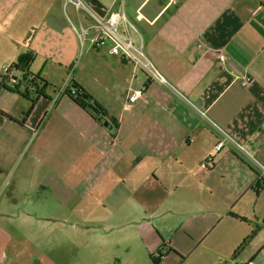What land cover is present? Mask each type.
Masks as SVG:
<instances>
[{"label":"crops","instance_id":"0c3cea01","mask_svg":"<svg viewBox=\"0 0 264 264\" xmlns=\"http://www.w3.org/2000/svg\"><path fill=\"white\" fill-rule=\"evenodd\" d=\"M97 1L163 81L81 46L63 0H0V84L27 53L48 84L29 113L0 85V264H264V0ZM74 61L108 126L63 94Z\"/></svg>","mask_w":264,"mask_h":264},{"label":"built area","instance_id":"2783aa9c","mask_svg":"<svg viewBox=\"0 0 264 264\" xmlns=\"http://www.w3.org/2000/svg\"><path fill=\"white\" fill-rule=\"evenodd\" d=\"M63 1L64 9L70 6L77 14L78 24L75 25L70 23V27L81 46L87 43L91 48L107 47L111 55H120L134 67L144 71L149 77L158 81H163L162 76L143 50L142 39L137 28L127 19L123 10L107 11L105 16L101 18L91 9L85 0ZM216 56L221 63L228 61V56L223 51H218ZM9 68L10 65L2 66L1 79H6L11 85H17L20 83V78L14 77L9 72ZM243 80L247 84L250 82V78L248 77L243 78ZM135 99V93L127 98L130 103ZM125 106L127 107L128 105L126 104ZM202 115L204 114L202 113ZM223 137L221 141L216 143V150L222 148L224 141H228L234 145L238 152L245 154L243 147L239 143H236L228 136ZM160 252L164 255L166 250L160 249Z\"/></svg>","mask_w":264,"mask_h":264},{"label":"trees","instance_id":"16d2710c","mask_svg":"<svg viewBox=\"0 0 264 264\" xmlns=\"http://www.w3.org/2000/svg\"><path fill=\"white\" fill-rule=\"evenodd\" d=\"M32 59L33 55L27 53L21 56L16 63L10 65L9 72L12 75L15 71H19L21 75L20 83L17 85H11L3 78L1 79L0 84L1 86L9 84L14 93L29 102V109L27 113L30 112L32 107L40 98L45 97L44 90L48 87L47 82L43 78H41L38 74H34L29 71L28 66ZM21 85L23 86L22 88H20ZM63 94L69 97L76 106L90 114L94 120L98 122L106 120L107 115L102 106L75 82H71L70 85L64 89ZM110 126L113 130L117 129L118 124L114 118L110 119ZM207 161L211 162V159H208ZM255 188L256 190H260L261 186L256 183ZM157 254L159 257L163 256L160 250H158ZM158 260L159 258L157 261Z\"/></svg>","mask_w":264,"mask_h":264},{"label":"rangeland","instance_id":"374dc122","mask_svg":"<svg viewBox=\"0 0 264 264\" xmlns=\"http://www.w3.org/2000/svg\"><path fill=\"white\" fill-rule=\"evenodd\" d=\"M76 67H77V63H76V61H74L73 62V64H72V66H71V68H70V73H69V76H70V83L73 81V79H72V77H73V73H74V70L76 69ZM60 85V84H59ZM59 85L55 88V89H59L58 87H59ZM189 216V219H190V217H192V218H194L195 217V215L194 214H191V215H188ZM187 216V217H188ZM186 217V218H187ZM182 218V216H179V215H176V216H170L168 219H169V222L166 224V226L167 227H169L170 229H173L174 230V225L176 224H178L181 220ZM186 218H183L182 219V222L186 219ZM155 254V253H154ZM154 260H157L158 258H159V256L157 255V253L154 255ZM163 258V257H162ZM181 260L179 261V264H181Z\"/></svg>","mask_w":264,"mask_h":264},{"label":"water","instance_id":"95a60500","mask_svg":"<svg viewBox=\"0 0 264 264\" xmlns=\"http://www.w3.org/2000/svg\"><path fill=\"white\" fill-rule=\"evenodd\" d=\"M87 3L91 7V9L99 15L101 18H103L106 14L105 7L100 4L97 0H87ZM104 126H108L109 122L107 120H104Z\"/></svg>","mask_w":264,"mask_h":264}]
</instances>
